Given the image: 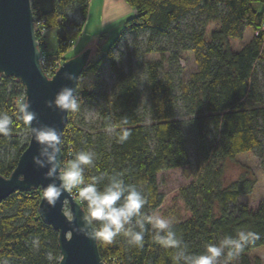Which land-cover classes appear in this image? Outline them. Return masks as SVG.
<instances>
[{
	"label": "trees",
	"instance_id": "16d2710c",
	"mask_svg": "<svg viewBox=\"0 0 264 264\" xmlns=\"http://www.w3.org/2000/svg\"><path fill=\"white\" fill-rule=\"evenodd\" d=\"M125 2L131 13L120 21L113 41L104 47L99 45L95 53L98 58L93 60L90 56L76 90L80 105L103 100L104 104L98 107L101 125L98 129H84L83 121L75 122L73 113L69 112L61 134V163L80 150L93 151L96 159L94 166L85 170L86 180L101 173L120 174L125 184L141 191L146 199L142 211L151 215L163 201L157 174L176 168L185 170L193 157L194 177L188 185L179 188V196L190 216L174 221V231L194 253L203 252L206 244L235 236L238 231H253L259 239L247 246L236 261L262 264L258 257L250 258L249 252L264 245V200L255 210L245 205L234 207L239 196L252 192L255 179L241 172L227 181L225 163L241 153L260 150L262 146L264 31L260 26L264 13L256 5L264 0ZM30 4L34 20H41L48 29H57L56 51L65 50L62 41L67 37L79 38L89 0H30ZM71 6L78 7L81 25L68 16ZM189 14L195 15L200 26L192 25L183 32L178 23ZM210 23L217 27L209 32V40H206V26ZM70 28H77L76 32L70 33ZM246 28L257 34L238 50H233L230 40L242 39ZM109 30H104L100 37H105ZM136 31H148L149 41L160 34L175 33L192 44L190 49L197 69L182 85L180 95L175 92L173 78L167 73L161 75L162 63L147 62L143 64L146 102L141 104L139 80L131 66L125 69L113 59L121 36ZM36 37L39 40L38 33ZM38 47L40 51H48L43 38ZM87 47L76 45L66 60ZM170 58L176 60V53ZM105 60L114 75L111 91L82 88V76L86 72L97 76ZM23 105V84L14 77L2 75L0 113H7L13 120L9 135H0V175L4 177L10 175L28 142V138L20 136L22 130L28 133L21 111ZM124 131L129 133L128 139L120 142ZM77 193L78 189L71 192L86 214V206ZM40 197V189L32 188L11 194L0 202V260L12 259L15 264L58 263V233L40 218ZM97 245L104 264L114 261L173 264L174 250L155 243L150 226L142 246L130 245L123 235L117 236L111 244L97 241Z\"/></svg>",
	"mask_w": 264,
	"mask_h": 264
},
{
	"label": "clouds",
	"instance_id": "9594fccd",
	"mask_svg": "<svg viewBox=\"0 0 264 264\" xmlns=\"http://www.w3.org/2000/svg\"><path fill=\"white\" fill-rule=\"evenodd\" d=\"M113 59L119 60V53H113ZM67 79L72 80L71 74ZM46 106L61 112L75 113L80 101L73 87H62ZM23 119L30 126L31 138L40 146L33 162L40 168H46V178L59 181L49 183L43 190L45 202L54 206L65 193L78 189V197L86 206L81 230L87 229V235L93 240L111 244L123 235L133 246H142L145 234L150 229L155 243L164 249L174 250L173 264H235L247 246L253 244L259 236L253 231H238L235 236H225L216 243L205 245L203 252L194 253L174 231L172 219L159 214L147 215L142 209L146 199L135 186L125 184L120 174L101 173L86 180L85 170L94 166L96 154L93 151L80 150L71 159L61 163L62 139L57 129L50 126L31 127L36 119L35 113L27 104L22 106ZM13 123L7 113H0V135L8 136ZM124 131L120 142L128 139ZM102 185V187H100ZM223 258V261H221Z\"/></svg>",
	"mask_w": 264,
	"mask_h": 264
},
{
	"label": "water",
	"instance_id": "95a60500",
	"mask_svg": "<svg viewBox=\"0 0 264 264\" xmlns=\"http://www.w3.org/2000/svg\"><path fill=\"white\" fill-rule=\"evenodd\" d=\"M91 52L92 49L87 47L65 60L48 78L39 64L40 50L30 0H0V78L2 75L14 77L23 84L25 104L36 116L31 127H54L61 136L69 112L47 107L46 102L51 101L62 87L77 90L79 77ZM67 74H71L73 79H67ZM28 134L27 145L10 175H0V202L16 192L39 188V216L58 233L60 258L57 264H104L97 241L86 234L87 229L81 230L85 212L71 192H65L54 206L45 202L44 188L59 181L46 178L47 169L34 164L33 157L38 155L40 146L31 138L29 125ZM61 157L62 153L58 156L59 161ZM66 208L70 215H67Z\"/></svg>",
	"mask_w": 264,
	"mask_h": 264
},
{
	"label": "rangeland",
	"instance_id": "374dc122",
	"mask_svg": "<svg viewBox=\"0 0 264 264\" xmlns=\"http://www.w3.org/2000/svg\"><path fill=\"white\" fill-rule=\"evenodd\" d=\"M89 9V8H88ZM100 9L92 8L91 11L87 10V15L82 26L81 34L79 35L80 45H87L91 47V58L96 60L98 56L95 54L99 48V45L107 46L113 41L116 34L115 30H109L100 37L104 31L102 11ZM68 16L74 19L79 25L82 23V19L79 13V9L76 6H71L68 11ZM179 30L187 32L189 27L195 25L200 26L195 21V15L189 14L178 23ZM217 25L208 24L206 26V40H209V32L215 29ZM77 28L68 29L70 33L76 32ZM242 39L230 40V46L233 50H238L244 42L249 38L251 30L246 28L244 30ZM148 31H136L126 32L121 36L113 53H119L120 59L115 62L125 69L131 66L132 72L139 80V88L141 95V104L145 105L146 92L145 83L146 75L143 68V64L147 62H161L162 71L161 75L165 73L169 74L173 78L175 84V92L177 95L181 93L182 85L188 82L191 73L195 72L197 67L194 61L193 51L190 49L192 44L186 40L180 39L175 33L170 36L157 35L148 40ZM100 39V40H99ZM76 44L65 55L73 53L77 45L78 37L74 39ZM100 42H99V41ZM99 44H98V42ZM45 42L48 45V51H55L57 47V29L51 28L45 35ZM107 44V45H106ZM183 45L188 46L187 49H182ZM150 49V51L148 50ZM173 53H176V60L171 59ZM95 54V55H94ZM99 85L96 87L95 84ZM81 87L88 90L98 91L104 89L105 91H111V87L114 85V75L109 68L108 61L101 63V68L96 76L94 72H86L81 78ZM264 86V82H263ZM264 91V87H263ZM103 100L99 99L97 102H91L80 105L77 112L73 113V120L75 122L83 121V128L98 129L101 125V118L99 116L98 107L103 105ZM146 123L149 119L146 118ZM107 132H111V129H107ZM22 139L29 137V134L22 130L20 132ZM262 146L260 150H254L237 155L232 161L225 163V179L227 181L233 180L241 172L248 173L253 179H255V185L252 192L248 195H241L238 197L237 202L234 204L245 205L251 210H255L258 205L264 200V137L261 138ZM190 153L193 154V148L191 140L189 139ZM194 177L193 169V157L191 158V164L187 166L185 170L180 168L167 170L157 174V185L159 191L163 195L162 204L152 212V214H159L168 217L174 221L185 220L190 216L189 210L186 208L183 200L179 196V188L186 186ZM67 215L69 211L65 209ZM151 214V215H152ZM35 242V241H34ZM250 258L258 257L262 264H264V245H261L249 252ZM221 261L223 259L221 258ZM0 264H15L12 259H2ZM235 264H238L235 261Z\"/></svg>",
	"mask_w": 264,
	"mask_h": 264
},
{
	"label": "built area",
	"instance_id": "2783aa9c",
	"mask_svg": "<svg viewBox=\"0 0 264 264\" xmlns=\"http://www.w3.org/2000/svg\"><path fill=\"white\" fill-rule=\"evenodd\" d=\"M34 29L35 33H38L39 40L37 39L38 45L40 44V41L45 40V35L47 31L49 30L45 26H43L41 20H34ZM260 30L264 31V21L260 26ZM257 34V32H255ZM76 44L75 40L72 37H67L62 41V46L65 47V50L62 52L58 51H40V58H39V64L41 66L42 71L44 74L50 78L55 73V71L62 65V63L66 60V53L70 51L74 45ZM111 264H119L118 262L114 261Z\"/></svg>",
	"mask_w": 264,
	"mask_h": 264
},
{
	"label": "crops",
	"instance_id": "0c3cea01",
	"mask_svg": "<svg viewBox=\"0 0 264 264\" xmlns=\"http://www.w3.org/2000/svg\"><path fill=\"white\" fill-rule=\"evenodd\" d=\"M88 8H89L88 11H91L92 8L100 9V11H102L103 23L105 25L103 27L104 30L117 29L120 26V21L125 16L131 13V9L128 6V4L125 2V0H89ZM256 8L261 9L264 13V3L257 4ZM253 34H255V32L251 31V33L249 34L250 35L249 38H247L244 44L250 40ZM80 43L81 42H79V38H78L77 46Z\"/></svg>",
	"mask_w": 264,
	"mask_h": 264
},
{
	"label": "bare ground",
	"instance_id": "6f19581e",
	"mask_svg": "<svg viewBox=\"0 0 264 264\" xmlns=\"http://www.w3.org/2000/svg\"><path fill=\"white\" fill-rule=\"evenodd\" d=\"M39 46V45H38Z\"/></svg>",
	"mask_w": 264,
	"mask_h": 264
}]
</instances>
